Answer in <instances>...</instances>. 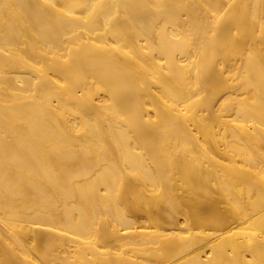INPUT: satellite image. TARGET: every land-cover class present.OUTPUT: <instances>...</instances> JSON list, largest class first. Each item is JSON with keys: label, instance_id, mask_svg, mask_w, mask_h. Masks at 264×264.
I'll list each match as a JSON object with an SVG mask.
<instances>
[{"label": "bare ground", "instance_id": "bare-ground-1", "mask_svg": "<svg viewBox=\"0 0 264 264\" xmlns=\"http://www.w3.org/2000/svg\"><path fill=\"white\" fill-rule=\"evenodd\" d=\"M0 264H264V0H0Z\"/></svg>", "mask_w": 264, "mask_h": 264}]
</instances>
